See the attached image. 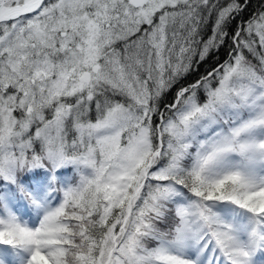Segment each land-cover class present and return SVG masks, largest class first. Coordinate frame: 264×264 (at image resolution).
I'll use <instances>...</instances> for the list:
<instances>
[{
  "label": "snow or ice",
  "instance_id": "1",
  "mask_svg": "<svg viewBox=\"0 0 264 264\" xmlns=\"http://www.w3.org/2000/svg\"><path fill=\"white\" fill-rule=\"evenodd\" d=\"M0 264H264V0H0Z\"/></svg>",
  "mask_w": 264,
  "mask_h": 264
},
{
  "label": "trees",
  "instance_id": "2",
  "mask_svg": "<svg viewBox=\"0 0 264 264\" xmlns=\"http://www.w3.org/2000/svg\"><path fill=\"white\" fill-rule=\"evenodd\" d=\"M254 2H255V0H254Z\"/></svg>",
  "mask_w": 264,
  "mask_h": 264
}]
</instances>
